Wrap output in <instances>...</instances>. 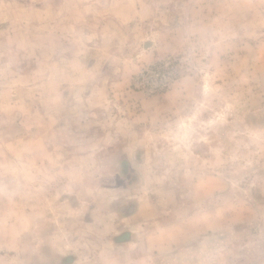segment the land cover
Here are the masks:
<instances>
[{"label":"rangeland","instance_id":"1","mask_svg":"<svg viewBox=\"0 0 264 264\" xmlns=\"http://www.w3.org/2000/svg\"><path fill=\"white\" fill-rule=\"evenodd\" d=\"M113 196L183 264H264V0H0V264Z\"/></svg>","mask_w":264,"mask_h":264},{"label":"crops","instance_id":"2","mask_svg":"<svg viewBox=\"0 0 264 264\" xmlns=\"http://www.w3.org/2000/svg\"><path fill=\"white\" fill-rule=\"evenodd\" d=\"M64 207V213L61 211L59 216L42 213L35 217L47 220H42L36 227L33 264L184 263L180 260L178 250L174 251L179 248L178 243L185 244L189 238L186 233L174 234L175 226L164 225L158 231L153 229L145 239L138 240L142 228L134 224L136 215H139V201L134 198L113 196L108 200L107 211L96 215L94 209L86 212L78 209L77 205L70 207L66 203ZM97 220L102 221V224L108 220L111 226L96 225ZM199 223L201 225L202 220H199ZM91 238L95 239L93 242H97L96 244H99V240L101 245L97 246V249L91 250L92 242L85 245L86 249L77 248L80 239L89 241ZM161 247L168 249L164 250L167 258H164L163 262L155 258ZM179 250L184 251L185 248ZM89 251L93 258L85 262L84 257L89 255ZM21 264L32 263L25 258Z\"/></svg>","mask_w":264,"mask_h":264}]
</instances>
